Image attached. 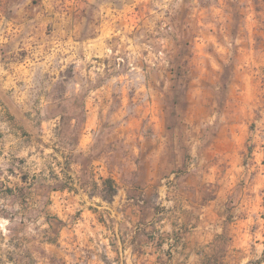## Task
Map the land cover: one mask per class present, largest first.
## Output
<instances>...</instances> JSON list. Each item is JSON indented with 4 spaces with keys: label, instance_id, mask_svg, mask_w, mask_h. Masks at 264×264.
Wrapping results in <instances>:
<instances>
[{
    "label": "rangeland",
    "instance_id": "rangeland-1",
    "mask_svg": "<svg viewBox=\"0 0 264 264\" xmlns=\"http://www.w3.org/2000/svg\"><path fill=\"white\" fill-rule=\"evenodd\" d=\"M0 264H264V0H0Z\"/></svg>",
    "mask_w": 264,
    "mask_h": 264
},
{
    "label": "trees",
    "instance_id": "trees-1",
    "mask_svg": "<svg viewBox=\"0 0 264 264\" xmlns=\"http://www.w3.org/2000/svg\"><path fill=\"white\" fill-rule=\"evenodd\" d=\"M106 183L109 184V192L107 194L111 198L115 194L116 190L112 187V181L110 179H105L102 184L105 185Z\"/></svg>",
    "mask_w": 264,
    "mask_h": 264
}]
</instances>
